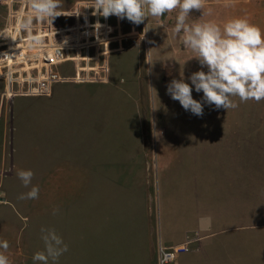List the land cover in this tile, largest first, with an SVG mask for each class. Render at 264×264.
Returning <instances> with one entry per match:
<instances>
[{
  "label": "rangeland",
  "instance_id": "1",
  "mask_svg": "<svg viewBox=\"0 0 264 264\" xmlns=\"http://www.w3.org/2000/svg\"><path fill=\"white\" fill-rule=\"evenodd\" d=\"M79 2L92 0H60L58 10H73ZM178 11L139 25L109 16L111 40L98 53L80 54L87 57L78 63L85 70L77 60L60 64L56 71L67 80L54 84L48 96L5 97L0 72V240L9 243L11 264H34L33 254L44 249L42 227L55 229L68 245L55 264H136L123 238L113 234V219L120 216L113 171L128 169L127 163L147 170L153 206L158 185L161 203L163 181L180 184L171 201L181 207L177 219L190 204L188 185L215 198L213 212L227 191L231 222L240 217L245 224L240 247L230 244L227 264H264V99L233 97L237 107L228 110L204 104L197 116L170 97L173 78L183 75L190 83L188 77L202 69L183 47L182 33L173 32ZM204 11L190 10L186 23L211 21L222 28L244 18L264 33V0H205ZM192 95L201 100L203 93L193 88ZM27 169L34 175L25 187L16 173ZM33 185L38 198L19 199Z\"/></svg>",
  "mask_w": 264,
  "mask_h": 264
},
{
  "label": "clouds",
  "instance_id": "2",
  "mask_svg": "<svg viewBox=\"0 0 264 264\" xmlns=\"http://www.w3.org/2000/svg\"><path fill=\"white\" fill-rule=\"evenodd\" d=\"M204 5L205 0H92L88 7L93 9L94 15L98 13L104 18L115 15L135 25L143 23L145 18L161 17L179 9L173 32L182 33L183 47L191 49L195 53L191 58H197L202 66L188 77L190 83L181 75L180 79L173 78L167 85V93L186 111L199 116L203 114L204 104L228 110L237 107L233 97H239L242 102L264 99V33L244 18L230 19L222 28L211 21L186 23L192 9H202V16L205 15ZM60 7V0H28V13L19 25L20 30L31 33L34 20L53 22L64 14L58 11ZM30 40L32 46L41 43L39 36L30 35ZM205 67L206 71L203 70ZM193 88L203 93L201 100L193 98ZM16 175L28 187L34 173L27 169L19 170ZM38 194L39 187L33 185L19 199H36ZM41 239L44 249L33 254L34 264H49V260L55 264L68 250L55 229L42 227ZM8 248V241L0 240V250H3L0 251V264H11L5 254Z\"/></svg>",
  "mask_w": 264,
  "mask_h": 264
},
{
  "label": "crops",
  "instance_id": "3",
  "mask_svg": "<svg viewBox=\"0 0 264 264\" xmlns=\"http://www.w3.org/2000/svg\"><path fill=\"white\" fill-rule=\"evenodd\" d=\"M11 85L10 79L8 95L15 94ZM125 168L128 169L113 171V178H116L113 179V189H115L113 196L115 195L116 202L120 205L118 209L120 216L113 219L115 221H113V234L118 233L120 238H123L126 251L131 250L136 256V264H158L160 245L172 247L185 242L190 237L194 239L192 246L180 254L173 264H227L230 244H237L240 247L239 240L243 241L245 233L244 220H239L240 217L237 221L230 220L227 191L220 192L222 198L215 202L218 207L217 212H213L215 198L197 192L193 186L188 185L185 194L191 198L190 204L186 206L184 215L177 219V208L181 207H175L171 201L174 198L173 194L177 193L176 188H179V183L176 184L175 181L174 184L166 185L163 181L161 203H159L158 185V202L153 206L154 197L147 170L130 168L128 163ZM163 209L168 217L169 226L164 222ZM115 224L118 226L116 231ZM114 245L116 244L113 241V247Z\"/></svg>",
  "mask_w": 264,
  "mask_h": 264
},
{
  "label": "built area",
  "instance_id": "4",
  "mask_svg": "<svg viewBox=\"0 0 264 264\" xmlns=\"http://www.w3.org/2000/svg\"><path fill=\"white\" fill-rule=\"evenodd\" d=\"M5 3L8 7L7 22L0 37V72L3 71L7 82L5 97L13 96L8 95L10 79L14 95H50L54 84L67 80L56 71L60 64L77 60L78 66L80 61H87V57L80 54L88 55L92 50L98 53L99 47L111 40H107L110 31L108 17L98 13L94 15L93 9L88 7L91 2H79L73 10H58L64 14L53 22L34 20L31 33L19 28L28 13V0H6ZM67 17H72L73 23H56L58 19ZM30 35L41 37V43L32 46ZM189 248L188 242L172 247L160 245L158 264H173L178 255Z\"/></svg>",
  "mask_w": 264,
  "mask_h": 264
},
{
  "label": "bare ground",
  "instance_id": "5",
  "mask_svg": "<svg viewBox=\"0 0 264 264\" xmlns=\"http://www.w3.org/2000/svg\"><path fill=\"white\" fill-rule=\"evenodd\" d=\"M12 80V79H11Z\"/></svg>",
  "mask_w": 264,
  "mask_h": 264
}]
</instances>
